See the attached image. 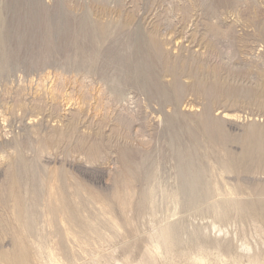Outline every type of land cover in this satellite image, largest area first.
Masks as SVG:
<instances>
[{
    "label": "rangeland",
    "instance_id": "374dc122",
    "mask_svg": "<svg viewBox=\"0 0 264 264\" xmlns=\"http://www.w3.org/2000/svg\"><path fill=\"white\" fill-rule=\"evenodd\" d=\"M223 6L0 0V264L15 237L30 264H264V0ZM233 13L237 73L163 46L220 49Z\"/></svg>",
    "mask_w": 264,
    "mask_h": 264
},
{
    "label": "bare ground",
    "instance_id": "6f19581e",
    "mask_svg": "<svg viewBox=\"0 0 264 264\" xmlns=\"http://www.w3.org/2000/svg\"><path fill=\"white\" fill-rule=\"evenodd\" d=\"M118 1V0H117ZM228 1L229 0H223V4H224V6H223V8L225 9V11L227 12V10H228ZM107 2H109V0H107ZM116 2V1H115ZM115 4H117V3H115ZM233 4V3H232ZM108 5V4H107ZM113 6H111V8H112ZM116 7V6H115ZM230 7V6H229ZM232 9V8H231ZM115 10V9H114ZM231 10H229V12H230ZM233 11H234V9H233ZM210 12V11H209ZM208 12V13H209ZM226 12H224V13H226ZM108 13H109V10H108ZM113 13H115V12H113ZM215 13H216V11H215ZM223 13V14H224ZM238 13V12H237ZM103 14H105V13H103ZM111 14V13H110ZM109 14V15H110ZM113 15V14H112ZM194 15V14H193ZM209 15V14H208ZM106 16V15H105ZM223 16V15H222ZM226 17L225 18H227V15H225ZM110 17V16H109ZM117 17H119V16H117ZM112 18V17H111ZM111 18H110V20H111ZM223 18H224V16H223ZM218 19V18H217ZM240 19V18H239ZM239 19H238V17L236 16V13H233L232 14V17H231V21H230V25H228V26H226L225 28L223 27V25H222V21H224V20H222L221 21V23H218V22H209L208 23V27H209V29H208V31H211L212 32V34H213V36H214V38L217 40V43H218V45H220V49H222V50H220L219 49V47L218 46H216V48L215 49H217V50H215V51H213V49L211 50V43H209V42H206L204 45H203V43H202V45L201 44H198V45H194V47H195V49L194 48H192V45L194 44V41H193V39L191 40V39H189L188 38V36L187 37H184V35L183 36H180V37H176V39H174L175 40V42L174 43H172V41L170 40V38L168 37V39H166V40H164V43H163V46H165L166 47V50L168 51V53H170L171 52V50H173L174 52H178V51H180V50H183V49H185L186 51H188V52H190L191 54H193V55H200V56H202L203 58L205 57V58H207V57H213V58H215V64H213L212 66L210 65V71H213V72H216L217 71V69H218V71L220 72V71H222V72H227V73H234V72H236L237 71V69H239L237 66H238V62H237V59H234V60H226V61H223V53H222V51L223 50H231L232 48L234 49V45H235V39H237V35L235 36L234 35V33H233V29H232V26L233 25H237L238 24V21H239ZM105 20V19H104ZM107 20H109V19H107ZM213 20V19H212ZM253 21V20H252ZM101 22H103V21H101ZM106 22H108V21H106ZM111 22V21H110ZM113 22V21H112ZM225 22H227V20H225ZM224 22V23H225ZM251 22V21H250ZM223 23V24H224ZM246 23H248V22H246ZM106 25V24H105ZM225 25V24H224ZM240 25V24H239ZM245 25V24H244ZM248 25V24H247ZM252 25H253V23H252ZM187 27L186 28H188V25H186ZM101 25H100V29H101ZM109 27V26H108ZM221 27V28H220ZM103 28V27H102ZM262 28V27H261ZM108 29H110V28H108ZM191 29V28H190ZM103 30V29H102ZM105 30H106V28H105ZM104 30V31H105ZM262 31V30H261ZM109 32V31H108ZM174 32V31H173ZM100 33H103V32H100ZM192 33V32H191ZM263 33V32H262ZM106 34V33H105ZM189 35H190V33H189ZM192 35V34H191ZM260 35V37H261V39H264V33L263 34H259ZM106 36V35H105ZM160 36V35H159ZM186 36V35H185ZM127 37V36H126ZM193 37V36H192ZM171 38H172V36H171ZM162 40V39H161ZM172 40H173V38H172ZM157 41V40H156ZM171 43H170V42ZM184 42H186V43H184ZM124 43V42H123ZM148 43V42H147ZM156 43V42H155ZM170 44H171V47H168V45L170 46ZM154 46V49H156L157 50V52H158V50H159V48H158V46H157V44L156 45H153ZM213 47V46H212ZM244 48V47H243ZM100 49V48H99ZM148 49V48H147ZM150 49V48H149ZM161 50V49H160ZM155 51V50H154ZM116 52V51H115ZM149 52V51H148ZM229 52V51H228ZM150 53V52H149ZM164 53V52H163ZM187 53V52H186ZM233 53H236V52H233ZM157 54V53H156ZM167 54V53H166ZM175 54V53H174ZM177 54V53H176ZM180 54V53H179ZM184 54H185V52H184ZM151 55V54H150ZM169 55V54H168ZM228 55V54H227ZM231 55V54H230ZM236 55V54H235ZM240 55V54H239ZM145 56V55H144ZM168 58V57H167ZM212 59V58H211ZM167 60V59H166ZM214 60V59H213ZM169 61V60H168ZM203 61V60H202ZM209 61V60H208ZM164 62V61H163ZM249 62V61H248ZM254 62L255 61H253V63H249V66H252V67H254L255 68V71H257V72H259V74H261V73H264V71H259V69H261V67L259 66V65H257L258 63L257 62H255V64H254ZM167 63H169V62H167ZM166 63V64H167ZM183 63V62H182ZM194 63V62H193ZM203 63V62H202ZM257 63V64H256ZM199 65V64H198ZM182 66V65H181ZM240 66V65H239ZM249 66H247V67H249ZM242 67V66H241ZM245 67V66H244ZM246 68V67H245ZM197 69V68H196ZM252 69V68H251ZM194 70V69H193ZM236 70V71H235ZM240 70H241V68H240ZM173 73V72H172ZM237 73V72H236ZM237 75V74H236ZM175 77L176 76H179V77H184V78H186V79H188V80H191V82L192 83H190V81H188L187 82V84H189V85H192L193 87H196L197 86V88H194L195 90L194 91H198V92H200V94H202V91H203V95L205 94L204 92H206V91H214V93L216 92V87H217V85L216 84H211V85H209V86H206V85H203V84H201V80H198V79H195L194 80V76H193V72L190 70L188 73H185V72H183V70L181 71V72H179L178 73V75H174ZM200 77V76H199ZM223 78V77H222ZM242 79V78H241ZM263 81V80H262ZM205 82V81H204ZM215 82V81H214ZM217 82V81H216ZM225 82V81H224ZM239 82V81H238ZM220 84V83H219ZM247 85V84H246ZM219 86V85H218ZM189 88V87H188ZM187 88V89H188ZM192 88V87H191ZM192 90V89H191ZM232 92V91H231ZM208 93H210V92H208ZM230 93V92H229ZM237 93V92H236ZM220 94V93H219ZM226 94V93H225ZM206 95V94H205ZM209 95V94H208ZM260 96V95H259ZM261 103V102H260ZM213 105V104H212ZM205 112V111H204ZM202 114H203V112H202ZM206 114V113H205ZM226 116H229L228 114H223V117H226ZM35 120V119H34ZM257 139V138H256ZM262 140H264V138L262 139ZM249 141V140H248ZM244 142V141H243ZM262 141L261 140H257V146L258 147H260L261 146V143ZM248 145V144H247ZM253 145V144H252ZM262 145H264V144H262ZM246 146V145H245ZM250 147V146H249ZM254 147V146H253ZM256 147V146H255ZM264 147V146H263ZM247 148V147H246ZM257 148V147H256ZM247 150V149H246ZM249 150H252V148L251 149H248V151ZM254 150V149H253ZM251 152V151H250ZM259 152V151H258ZM248 154V153H247ZM14 173V172H13ZM16 174V173H15ZM17 176V175H16ZM16 178H18V177H16ZM18 183V182H17ZM17 183H16V185H17ZM13 184H15V178H11L10 179V184H9V186H10V188L8 189V194H9V196L14 200V205H15V209H14V213H15V215H17L18 217H19V215H21L23 212H25V210L23 209V208H21L20 207V205H19V203H18V198H19V195L17 196V193H16V191L14 190V188H13ZM20 189V188H19ZM52 191V190H51ZM61 194V192L58 190V191H56V192H53V194H51L52 195V198L53 199H55V203H54V206H55V208L57 207V209H59L62 213H67V212H69L65 207L67 206V205H65V203L59 198V196L58 195H60ZM49 195V194H48ZM52 199V200H53ZM52 204V203H51ZM23 205V204H22ZM68 208V207H67ZM56 209V210H57ZM68 209H70V208H68ZM54 210V209H53ZM55 210V211H56ZM70 211H72L71 209H70ZM67 214H69V213H67ZM25 226H26V228L28 229V224L27 223H25ZM165 235V234H164ZM162 238H164V240H162V241H164V242H162L163 244H165L166 246H171L172 245V241L171 240H169V238L167 237V236H165V237H163L162 236ZM161 240V239H160ZM14 243H15V245H16V248H15V250H13V253L12 254H5V260H4V264H30V262H29V260H28V257H27V252H26V248H25V244H24V240L23 239H21V238H19V237H15V240H14ZM161 243V244H162ZM158 244V243H157ZM156 244V245H157ZM158 248H159V245H158ZM195 259V258H194ZM204 261V257H198V258H196V260H195V262L196 263H200V262H203ZM251 264H259L258 262H257V259H253L252 260V263Z\"/></svg>",
    "mask_w": 264,
    "mask_h": 264
}]
</instances>
